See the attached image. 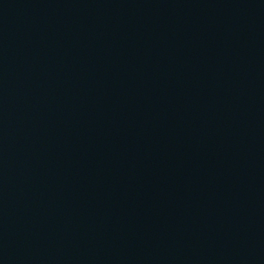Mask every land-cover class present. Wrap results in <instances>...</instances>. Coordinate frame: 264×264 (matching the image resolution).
<instances>
[{"label":"water","instance_id":"95a60500","mask_svg":"<svg viewBox=\"0 0 264 264\" xmlns=\"http://www.w3.org/2000/svg\"><path fill=\"white\" fill-rule=\"evenodd\" d=\"M0 264H264V0H0Z\"/></svg>","mask_w":264,"mask_h":264}]
</instances>
